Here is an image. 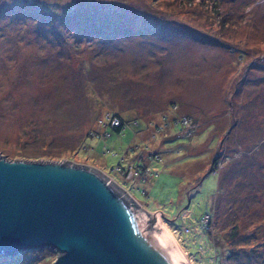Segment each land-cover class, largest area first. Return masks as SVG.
Instances as JSON below:
<instances>
[{
	"label": "rangeland",
	"instance_id": "1",
	"mask_svg": "<svg viewBox=\"0 0 264 264\" xmlns=\"http://www.w3.org/2000/svg\"><path fill=\"white\" fill-rule=\"evenodd\" d=\"M0 157L97 170L186 264H264V0H0Z\"/></svg>",
	"mask_w": 264,
	"mask_h": 264
},
{
	"label": "water",
	"instance_id": "2",
	"mask_svg": "<svg viewBox=\"0 0 264 264\" xmlns=\"http://www.w3.org/2000/svg\"><path fill=\"white\" fill-rule=\"evenodd\" d=\"M44 248L57 253L51 264H186L156 219L97 170L0 157V259Z\"/></svg>",
	"mask_w": 264,
	"mask_h": 264
},
{
	"label": "trees",
	"instance_id": "3",
	"mask_svg": "<svg viewBox=\"0 0 264 264\" xmlns=\"http://www.w3.org/2000/svg\"><path fill=\"white\" fill-rule=\"evenodd\" d=\"M114 118V121L112 120ZM137 122L138 121H135V122H133V123H126V122H124L123 120H122V118L121 117H119V116H117V117H111V121L110 120H108V123H105V132H104V138L102 137V138H99V139H101V140H103V141H106L110 136H111V134L112 133H115V134H121L122 132H123V130L126 128V126H128V124L130 125H133L135 128L136 127H138L137 126ZM174 126L175 127H179V128H181V124H178V122L177 121H175L174 122ZM189 135H190V133H189ZM90 138V137H89ZM21 157L20 158H23V159H26V160H33V159H36V160H38V159H42L43 158V156H34V155H20ZM150 158L151 157H154L153 155H151V156H149ZM152 162H154V160L155 159H150ZM158 160V159H157ZM220 160H219V158H214L213 159V161H212V167H211V171L209 172V173H211V174H217V175H219L218 174V168H217V166H218V164H221L220 162H219ZM215 166H216V168H215ZM131 167H135V169L136 170H138L139 172H141V171H143V169H144V167L142 166V164L141 163H139V164H137V165H135V166H129L128 168H125V167H121L120 169L122 170V171H128V169H130L131 170ZM129 170V171H130ZM147 171V170H146ZM145 171V172H146ZM136 172V171H135ZM138 174V173H137ZM146 174H147V172H146ZM120 183V182H119ZM119 185H121L122 186V184L120 183ZM123 187V186H122ZM138 189L139 190H141V188L140 187H138ZM137 189V190H138ZM191 198H189V204H192V202H191ZM198 208H199V210L200 211H205L206 213H208L210 216H211V218H212V220H211V224H210V226H209V230L207 231V232H204L203 230H201L200 228H198L201 232H203L204 234H206V235H210L211 234V232H212V229H213V222H214V213H213V203H209L208 201H205V203H204V205H199L198 204ZM190 220V222L191 223H193L195 220H193V219H189ZM178 222H181V221H178L177 220V222L176 223H178ZM196 223L197 222H195V226H197L196 225ZM199 247H202V246H199ZM199 247H198V250H199ZM50 250V249H49ZM219 249H217V248H215V252L216 251H218ZM198 252H204V249H203V247H202V250H200V251H198ZM221 253H222V251H221ZM19 255H20V253H19ZM15 257V256H14ZM7 259H12L13 257H6Z\"/></svg>",
	"mask_w": 264,
	"mask_h": 264
},
{
	"label": "built area",
	"instance_id": "4",
	"mask_svg": "<svg viewBox=\"0 0 264 264\" xmlns=\"http://www.w3.org/2000/svg\"><path fill=\"white\" fill-rule=\"evenodd\" d=\"M211 220H212L211 216L205 212V214H203L199 217V221H197L196 225L198 228H200L204 232H207L209 230ZM189 223H191L190 220H189ZM191 224L195 225L194 223H191ZM199 250H202V247H199Z\"/></svg>",
	"mask_w": 264,
	"mask_h": 264
},
{
	"label": "bare ground",
	"instance_id": "5",
	"mask_svg": "<svg viewBox=\"0 0 264 264\" xmlns=\"http://www.w3.org/2000/svg\"><path fill=\"white\" fill-rule=\"evenodd\" d=\"M172 242V241H171Z\"/></svg>",
	"mask_w": 264,
	"mask_h": 264
}]
</instances>
